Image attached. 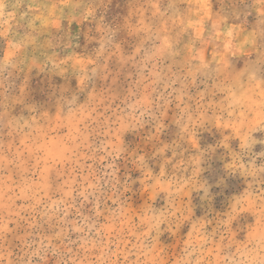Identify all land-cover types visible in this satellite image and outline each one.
Returning a JSON list of instances; mask_svg holds the SVG:
<instances>
[{"label":"rangeland","instance_id":"rangeland-1","mask_svg":"<svg viewBox=\"0 0 264 264\" xmlns=\"http://www.w3.org/2000/svg\"><path fill=\"white\" fill-rule=\"evenodd\" d=\"M0 264H264V0H0Z\"/></svg>","mask_w":264,"mask_h":264}]
</instances>
